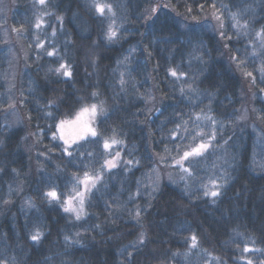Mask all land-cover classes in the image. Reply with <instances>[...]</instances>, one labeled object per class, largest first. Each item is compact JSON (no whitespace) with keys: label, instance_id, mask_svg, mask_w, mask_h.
Masks as SVG:
<instances>
[{"label":"trees","instance_id":"obj_1","mask_svg":"<svg viewBox=\"0 0 264 264\" xmlns=\"http://www.w3.org/2000/svg\"><path fill=\"white\" fill-rule=\"evenodd\" d=\"M5 7L20 57L9 84L0 31V264H264V0ZM90 104L97 136L69 156L56 126ZM201 143L182 162L191 175L180 170ZM102 170L83 217L65 212L79 177Z\"/></svg>","mask_w":264,"mask_h":264},{"label":"snow or ice","instance_id":"obj_2","mask_svg":"<svg viewBox=\"0 0 264 264\" xmlns=\"http://www.w3.org/2000/svg\"><path fill=\"white\" fill-rule=\"evenodd\" d=\"M45 0H39L40 4H44ZM105 8L108 9V11H111V7L107 6V5H96V10L98 13H100L101 15H104L105 13ZM37 27H39V25H37ZM223 35V33L221 34ZM117 37V33L116 31H114L111 27V25L108 28V32H107V39L109 41L114 40ZM40 47H42V45H39ZM55 53L54 52H48L49 56H53ZM61 69H64L63 75L66 77L71 76V72L67 70V66L64 64H61L59 68L56 69L57 73H59L61 71ZM262 74H264V69H261ZM170 74L172 76H176L177 73L175 71H171ZM248 75H251L250 73H248ZM96 93H93V96H95ZM99 115H103V109L101 107H98L96 104H92L91 106H84L80 109V111L77 113L76 115V123L79 122H83L85 117H88V121L87 123L84 124L83 127V131L85 133V136L87 134H90L93 137L97 136V132L95 131V129L88 127L87 125L92 123L93 121L96 120V118ZM47 116L52 117L54 119V117L52 116V113H47ZM69 123L67 121L61 120L58 124H57V131H59L61 133L60 135V139L63 140L64 144H65V153L67 155H71V152L69 151V148H71L72 144H74L76 142V140L78 139H84L85 136H77L74 140H72V142L70 143L68 139H66L64 137L63 134V130L65 125ZM215 137L213 136L212 139H214ZM53 139H56V133H53ZM113 143H115V141H113ZM111 145L109 144V142L105 141L104 143V148L110 149ZM210 147V143H201L199 144L197 147L193 148L190 152H185L183 157H181V162H180V166L183 168V161L188 160L189 157L191 156H200L202 155L205 151H207V149ZM119 155V154H117ZM105 166L108 169L114 168L116 167V163L114 161H105ZM183 170L185 172H188L189 175H191V172L189 171L188 168H183ZM101 179V177L99 175L97 176H89L87 173H85V180L83 181V183L85 184V192H78L77 193V197L79 198V208L74 207V199H70L69 201H66L65 204L67 206L64 207V211L65 212H70V213H74L76 215V219H80L81 215L83 213V208H84V203H85V194L86 192L91 191V187H95V184L97 181H99ZM91 184V187H88V185ZM213 186L218 188L219 186L216 185V182L213 181ZM205 196H211V197H218L220 195V192L218 190H214V191H205ZM46 197H48L50 199V201H54V200H58L59 199V194L55 191H48L47 193H45ZM42 236V233H40L39 231H37L36 233L32 234L30 239L33 242H39L40 238ZM65 239L67 240L68 238L65 237ZM192 245L191 247H196V237L193 236L192 237ZM141 243H143V239L141 240ZM245 252L249 251V249L246 247L244 249ZM248 264H252L251 261L248 262Z\"/></svg>","mask_w":264,"mask_h":264},{"label":"rangeland","instance_id":"obj_3","mask_svg":"<svg viewBox=\"0 0 264 264\" xmlns=\"http://www.w3.org/2000/svg\"><path fill=\"white\" fill-rule=\"evenodd\" d=\"M6 4H7V0H0V15H2L3 12L6 13V11H7V7H5ZM0 18H1L0 20H2L1 16H0ZM6 28L7 27L4 25L0 31L2 32V40H3V43L5 44V46H4L5 51H7L9 53V56H10V63L8 64V67L6 68V69H10V70L12 69V75L10 73L8 74V83L10 84L13 81L12 77L13 78L17 77V68H16V66H17V63L19 62L18 59H19L20 55L16 54V53H18V45L16 43H14V44L12 43V34H11V32H8L6 30ZM9 88H11V86H9ZM13 90H14V86L12 85V91ZM91 105L92 104L86 105V106H91ZM80 109L70 119L64 120V121H67L69 123H67L65 125L64 130H63V134H64V137L66 139H68L70 143L77 136H85V133L83 131V127H84V124L87 123L88 117H85L83 122H79V123L75 122L76 115L80 111ZM11 111H10L11 112L10 113L11 118L13 120L14 119H16V120L18 119L19 120V115H18L17 112H15V109L11 108ZM87 126L94 129L93 122L88 124ZM57 135L60 138L61 133L59 131H57ZM107 150H111V147H110V149H107ZM117 154H119V155H117ZM120 157H121L120 152H116L113 156L108 157L105 161H109V160L110 161H114L116 163V166H117V164L119 163ZM180 162H181V160H177L176 164L179 166L180 170H183L184 167L182 168L180 166ZM103 170H108V168L105 166V163H104ZM103 170L100 171L96 175L92 174V175H89V176H97V175H99L101 177ZM155 171H157L156 168H155ZM172 177L174 179L178 178L174 174H172ZM78 180L79 181L77 182V184L71 187L70 192L67 194V196H65V198L62 201V203H60V206H62L63 210H64V207L67 206L65 204V202L69 201L70 199H74L73 206L79 208V198L77 197V193L78 192H85V184L83 183V181L85 180V175L79 177ZM88 187H91V184H89ZM93 188L94 187H91V190ZM90 192L91 191L86 192L85 201H86V199H87V197H88ZM84 212H85V203H84L83 213H82L81 217H83ZM67 213L71 214L72 217L76 218V215L74 213H70V212H67Z\"/></svg>","mask_w":264,"mask_h":264}]
</instances>
